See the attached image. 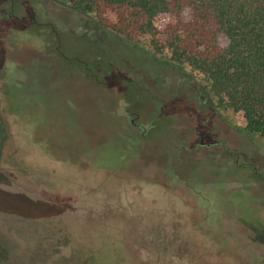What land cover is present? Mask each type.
Instances as JSON below:
<instances>
[{
  "label": "rangeland",
  "instance_id": "1",
  "mask_svg": "<svg viewBox=\"0 0 264 264\" xmlns=\"http://www.w3.org/2000/svg\"><path fill=\"white\" fill-rule=\"evenodd\" d=\"M198 81L0 0V264H264V138Z\"/></svg>",
  "mask_w": 264,
  "mask_h": 264
},
{
  "label": "trees",
  "instance_id": "2",
  "mask_svg": "<svg viewBox=\"0 0 264 264\" xmlns=\"http://www.w3.org/2000/svg\"><path fill=\"white\" fill-rule=\"evenodd\" d=\"M56 1L149 61L197 75L218 108L264 138V0Z\"/></svg>",
  "mask_w": 264,
  "mask_h": 264
}]
</instances>
